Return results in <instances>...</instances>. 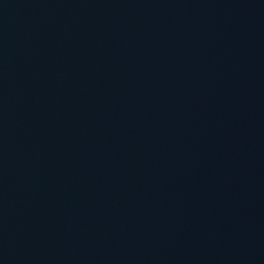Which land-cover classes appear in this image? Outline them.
I'll return each instance as SVG.
<instances>
[{
	"label": "water",
	"instance_id": "1",
	"mask_svg": "<svg viewBox=\"0 0 264 264\" xmlns=\"http://www.w3.org/2000/svg\"><path fill=\"white\" fill-rule=\"evenodd\" d=\"M263 250L264 0H0V264Z\"/></svg>",
	"mask_w": 264,
	"mask_h": 264
}]
</instances>
